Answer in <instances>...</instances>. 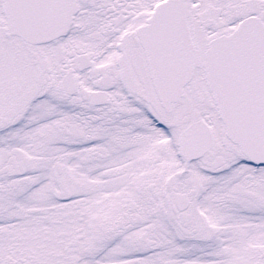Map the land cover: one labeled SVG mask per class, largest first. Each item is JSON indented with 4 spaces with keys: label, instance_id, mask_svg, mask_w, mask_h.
<instances>
[{
    "label": "snow or ice",
    "instance_id": "6c2138e0",
    "mask_svg": "<svg viewBox=\"0 0 264 264\" xmlns=\"http://www.w3.org/2000/svg\"><path fill=\"white\" fill-rule=\"evenodd\" d=\"M0 264H264V0H0Z\"/></svg>",
    "mask_w": 264,
    "mask_h": 264
}]
</instances>
